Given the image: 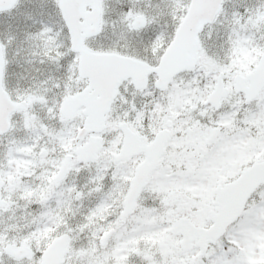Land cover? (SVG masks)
I'll return each mask as SVG.
<instances>
[{
    "label": "snow or ice",
    "instance_id": "obj_1",
    "mask_svg": "<svg viewBox=\"0 0 264 264\" xmlns=\"http://www.w3.org/2000/svg\"><path fill=\"white\" fill-rule=\"evenodd\" d=\"M0 264H264V0H0Z\"/></svg>",
    "mask_w": 264,
    "mask_h": 264
}]
</instances>
